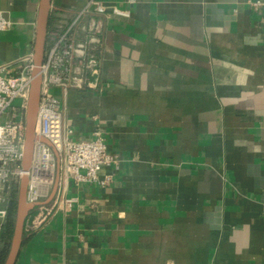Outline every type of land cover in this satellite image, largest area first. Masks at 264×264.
Returning <instances> with one entry per match:
<instances>
[{
    "label": "crops",
    "instance_id": "0c3cea01",
    "mask_svg": "<svg viewBox=\"0 0 264 264\" xmlns=\"http://www.w3.org/2000/svg\"><path fill=\"white\" fill-rule=\"evenodd\" d=\"M87 1L52 0L49 27ZM103 1L131 12L100 17L106 87L53 93L74 139L103 132L113 180L70 181L72 207L28 224L16 264H264V9ZM39 3L0 0L11 72L34 51Z\"/></svg>",
    "mask_w": 264,
    "mask_h": 264
},
{
    "label": "built area",
    "instance_id": "2783aa9c",
    "mask_svg": "<svg viewBox=\"0 0 264 264\" xmlns=\"http://www.w3.org/2000/svg\"><path fill=\"white\" fill-rule=\"evenodd\" d=\"M133 2L134 0H130ZM255 11L264 9V0H247ZM131 12L114 6L108 9L103 0H88L86 6L62 23L49 27L47 47L42 65V96L38 111L37 134L33 160L28 170L22 164L26 131V109L34 67L33 53L24 56L11 72L12 64H0V217L8 215V205L18 197L21 178L28 176L27 201L32 204L46 200L54 186L60 154L61 176L54 199L36 205L40 212L29 223L40 228L53 211H67L75 198L68 197L70 181L76 184L99 182L107 185L112 172H102L117 166L118 158L108 148L106 138L97 130L92 138H73V129L66 122L63 101L53 93L70 89L103 91L99 55L100 17L130 16ZM87 19L86 26L83 22ZM264 24V13L261 15ZM13 25L11 18L0 9V31ZM85 29L83 37L80 29ZM19 100L18 104L15 102ZM41 138L49 140L48 144ZM103 175V177L101 176ZM31 211V212H32Z\"/></svg>",
    "mask_w": 264,
    "mask_h": 264
},
{
    "label": "water",
    "instance_id": "95a60500",
    "mask_svg": "<svg viewBox=\"0 0 264 264\" xmlns=\"http://www.w3.org/2000/svg\"><path fill=\"white\" fill-rule=\"evenodd\" d=\"M51 10L52 0H40L33 51L34 67L32 70L31 87L26 109V131L24 141V156L22 161L25 170H28L31 166L35 140L39 138L37 134V123L38 111L42 96V65L44 63L47 47ZM41 139L52 145L49 140L45 138ZM54 151L58 161L57 175L52 191L46 200L38 202L37 204L29 203L27 201L28 176L24 175L21 178L19 194L17 197V211L15 216L14 230L4 264H16L24 241L26 221L31 211L36 205L50 203L58 191L61 176V160L59 152L55 148Z\"/></svg>",
    "mask_w": 264,
    "mask_h": 264
},
{
    "label": "trees",
    "instance_id": "16d2710c",
    "mask_svg": "<svg viewBox=\"0 0 264 264\" xmlns=\"http://www.w3.org/2000/svg\"><path fill=\"white\" fill-rule=\"evenodd\" d=\"M17 211V197L12 199L8 205V215L5 222L2 225L0 232V244H3L2 250H0V264H4L5 258L7 256L11 238L14 230L15 216ZM39 210H34L30 213L27 218L25 230L28 227V224L33 220V218L39 213Z\"/></svg>",
    "mask_w": 264,
    "mask_h": 264
},
{
    "label": "rangeland",
    "instance_id": "374dc122",
    "mask_svg": "<svg viewBox=\"0 0 264 264\" xmlns=\"http://www.w3.org/2000/svg\"><path fill=\"white\" fill-rule=\"evenodd\" d=\"M18 102H19V100H17V101L15 102V104H18Z\"/></svg>",
    "mask_w": 264,
    "mask_h": 264
}]
</instances>
